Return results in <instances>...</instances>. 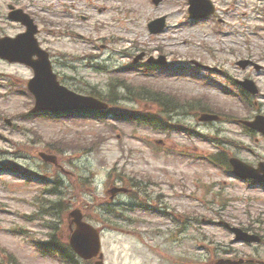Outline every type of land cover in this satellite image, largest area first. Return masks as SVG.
<instances>
[{
	"label": "rangeland",
	"instance_id": "obj_1",
	"mask_svg": "<svg viewBox=\"0 0 264 264\" xmlns=\"http://www.w3.org/2000/svg\"><path fill=\"white\" fill-rule=\"evenodd\" d=\"M2 1L34 18L37 39L49 51L61 84L93 92L127 118L158 113L170 130L111 115L103 120L28 116L33 97L26 84L32 71L0 59V264H61L42 255L34 240L66 247V214L75 207L101 227L104 264L264 260V191L205 159L217 144L228 163L231 155L254 165L264 161V139L236 121L264 114V0H214L225 19L218 31L215 20L190 21L185 0L159 5L151 0H0L1 13L7 11ZM161 15L165 29L151 34L147 22ZM23 29L0 22V35ZM141 53L144 59L134 66L133 57ZM160 55L170 62L169 71L141 67V61ZM241 58L262 68H241L236 64ZM192 60L219 72L192 74ZM244 77L258 88L246 94L248 104L241 88L230 84ZM157 93L173 99L169 108L161 110L150 98ZM203 111L220 118L199 121ZM171 124L188 131L175 132ZM39 151L55 155L57 164L45 162ZM131 179L130 193L109 198L111 186ZM221 221L260 235L261 242H234ZM70 258L62 264L95 260Z\"/></svg>",
	"mask_w": 264,
	"mask_h": 264
},
{
	"label": "water",
	"instance_id": "obj_2",
	"mask_svg": "<svg viewBox=\"0 0 264 264\" xmlns=\"http://www.w3.org/2000/svg\"><path fill=\"white\" fill-rule=\"evenodd\" d=\"M158 2L159 0H154ZM190 14L195 17L205 16L212 12V7L206 0H191ZM15 19L21 20L28 27L26 33L17 36L14 39L4 38L0 40V55L10 60L25 62L31 65L34 69L35 76L29 81L28 87L35 95V107L32 111L38 110H65V109H82V108H103L105 103L92 97L78 94L67 87L59 84L56 74L52 73L51 66L48 61L47 53L41 50L35 39L33 33L36 31L32 20L23 14L20 10L11 13ZM165 17L158 18L149 23L150 31L155 33L162 30L164 27ZM15 45L7 46V45ZM36 54L37 59H32V55ZM141 56V55H140ZM245 63H242L244 65ZM243 84H249L247 88L255 92V88L251 81L246 80ZM201 118L209 119L214 116L202 115ZM254 128L264 132V116L258 115L252 122H247ZM46 160H54V156L40 153ZM233 170L240 176H249L264 180V165L261 163L257 169L251 168L249 165L242 163L238 159H231ZM71 222L76 224V229L70 236V244L74 250L82 257L88 258L97 255L100 248L98 231L90 225L81 221L82 214L80 210L75 209L69 212ZM236 234L235 240L244 241H259L256 235H250L240 228H232ZM102 257V255H99ZM239 261L220 259L217 264H237ZM96 264H102L97 261Z\"/></svg>",
	"mask_w": 264,
	"mask_h": 264
},
{
	"label": "trees",
	"instance_id": "obj_3",
	"mask_svg": "<svg viewBox=\"0 0 264 264\" xmlns=\"http://www.w3.org/2000/svg\"><path fill=\"white\" fill-rule=\"evenodd\" d=\"M125 87V86H124ZM126 88V87H125ZM145 90V89H144ZM144 90H140V91H143V95H146L148 92H146V91H144ZM161 95H163V93H160ZM157 97H158V101H160V100H162L161 101V104H162V106H164L165 108H167V107H169V105L171 104V100L169 99H166V98H164L163 96H159V95H156ZM150 98H155V96H150ZM146 120L147 121H151V119L149 118V117H146ZM56 246V248L59 250L60 248L59 247H57V245H55ZM62 248V251H65L66 250V247H61ZM69 253H70V255H71V257H73L74 255H73V253L72 252H70L69 251ZM69 253H67L68 255H69Z\"/></svg>",
	"mask_w": 264,
	"mask_h": 264
},
{
	"label": "flooded vegetation",
	"instance_id": "obj_4",
	"mask_svg": "<svg viewBox=\"0 0 264 264\" xmlns=\"http://www.w3.org/2000/svg\"><path fill=\"white\" fill-rule=\"evenodd\" d=\"M0 20H1V21H3V20H4V18H3V13H1ZM2 35H4V34H2Z\"/></svg>",
	"mask_w": 264,
	"mask_h": 264
}]
</instances>
